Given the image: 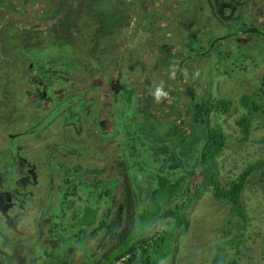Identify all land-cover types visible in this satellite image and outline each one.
<instances>
[{
  "label": "rangeland",
  "instance_id": "rangeland-1",
  "mask_svg": "<svg viewBox=\"0 0 264 264\" xmlns=\"http://www.w3.org/2000/svg\"><path fill=\"white\" fill-rule=\"evenodd\" d=\"M216 1L176 0L179 15L174 16L173 20L185 23L190 33L192 30L197 35L205 33L206 35L201 36L200 40L195 38L199 42H205L207 35L213 37L212 34L217 29L219 33L215 36L225 33L224 25L228 27L235 25V21L239 18L247 20L251 14H253L251 17L254 21L253 25L264 27V0H226L230 8L234 6V2H239L237 4L239 7L234 13L227 9L220 11L221 6L220 8L215 6ZM159 3L146 6V19L151 20L152 16L156 15L155 22H160V19L166 18L165 26L171 27V16L168 12V15L166 12L162 14L164 18L159 15L160 19L155 13V7H158L155 5ZM209 3L211 6L208 5ZM109 4L111 2L108 0H0V68L6 67L8 73L3 75L0 71V161L4 160L3 156L7 152L5 147L1 146L6 141L4 134L9 135L8 133L11 134L20 128L29 130L36 122L41 123L46 118L39 110V104L35 103L38 102L39 96L27 99L28 91L32 87L23 82L25 73L27 74L26 69L30 68L27 67L30 64L28 63L26 69H21L24 59L28 58L34 62V68L40 70V78L52 79L55 82L52 89L58 96L72 94L76 89H78L76 93L80 94L79 97H75V101L73 98L63 103L60 102L63 97L61 96L58 101L61 103L58 120L52 121L45 130L38 133L35 139H30L29 136L22 140H33L27 153L33 155L36 163L29 161L31 158L28 154L29 160L25 158V161L29 164L20 167L15 180L9 181L10 177L6 169L3 171L5 179L0 183L2 205L0 212L7 211L9 205L15 202V207L12 208L16 212L12 215L14 218L12 222L17 232H23L17 235V239L14 238L13 233L11 234L12 240H16L12 244L13 249L17 252L27 250L30 253L48 254V258L42 264H54L50 261L52 259L54 262H61V252L57 249V254L56 251L48 249L47 245L53 248V233H56V239L60 241L73 236L70 234L71 231H68L70 236L67 234L66 237H61L66 233L64 229L68 227L66 221L74 223L72 225L75 232L74 241L84 235L94 238L97 234V239H93L90 244L91 246L100 244V238L104 233L99 232V228L106 227L110 222L108 212L112 196L109 194L112 189L114 192L121 190L119 185L115 186L113 182L105 181L106 175L114 176L110 168L113 166L116 169L120 163L114 144H111L109 138L101 140L96 133L93 136L96 126L87 125L81 132L77 123L80 115L72 114L79 107L86 114L87 111L97 109L99 115L109 121L108 124L101 125V130L105 134L114 130L116 122L112 109L114 83L108 84L106 88L103 83L98 84L104 90L99 91V89L91 93L92 102L86 103L82 95L91 92L93 84L87 86L88 81H85V75L90 71L78 69L82 57L89 56L91 51L95 54L103 53L110 23L124 22L121 21L122 15L118 11L113 14L110 10L102 11ZM201 6L203 12L199 10ZM233 8H236V5ZM90 9L98 12L90 13ZM191 25L194 27H190ZM171 31L178 36L181 30L174 28ZM179 38H176V46L180 43L182 49L191 39L183 36V39ZM257 38L264 42L263 37L257 36ZM164 43L168 44L170 41L166 40ZM238 43V41L222 42L214 54L215 59L212 56L204 59V61L211 59L213 61L210 62L214 64L211 67L209 83L212 107L209 111L208 126L210 130L220 132L222 136V147L213 155L212 160L217 173L216 186L203 185V177L197 176L190 182L189 190L183 199L173 207L174 215L160 219L147 233L150 237L155 236L154 240L168 234L165 246L162 243L156 246L154 240L144 243L134 241L132 243L136 246L135 258L140 261L135 258L134 260L133 255H127L112 264H218L221 260L264 264V48L263 51L260 49L262 53L257 51L256 59L255 51L261 47L256 46L250 53H245ZM174 44L175 42L168 46L163 44L161 48H172ZM158 46L154 45L153 49L160 48ZM59 47L61 51H58ZM202 47L203 45L194 46L193 49ZM57 52L58 54L53 56ZM171 52L173 53V49ZM34 56L38 57L36 62L33 60ZM173 56L166 60V63L182 59ZM141 64L145 66L153 64L149 51L143 55ZM225 66H227L226 70ZM146 67L148 70L151 69L150 66ZM197 69L194 66L190 70L187 83L178 84L181 90H194L192 80L199 82ZM105 71L104 74L113 75L115 80L120 78L116 70L111 72L105 69ZM45 86L39 81L34 83L36 90H45ZM165 88L173 91L172 85L168 84ZM149 97L146 92L141 95L139 108L146 107ZM43 99L47 100V98ZM87 104L90 110L87 109ZM7 115L9 119L4 121ZM64 120L65 123H70L69 128L61 127ZM180 122L184 123L182 118ZM117 140L116 138L115 144L118 143ZM12 142L14 147H18L14 139ZM98 145L99 148L102 146L104 149L101 151ZM52 149H56V154L46 155L47 151ZM21 151L22 146L18 149L19 153ZM92 153H97L99 156H92ZM208 153H211V149ZM112 156L115 157L111 159ZM95 162H103L109 167V172L101 169L99 167L101 164ZM9 168L11 169V166ZM149 175L151 176L144 174L138 182L149 186L151 180L148 178ZM242 177L245 178L239 189L237 186L241 184ZM153 181L159 185V180L153 178ZM53 183H57L58 188H51ZM219 189L233 190L237 195V202L218 196ZM39 193L42 195L36 197L35 195ZM67 196L69 198H66ZM104 203H108V209ZM159 203L160 201H155L154 205L158 206ZM101 204L104 208L100 206L97 214L94 208L98 209ZM150 204L154 208L151 202ZM150 204L143 206L147 214L148 211L150 214L154 213ZM91 207L93 209L86 212ZM26 219L31 220L32 228L39 219L43 231L47 232L48 236L41 238L45 243L43 248L33 246L31 241L24 237ZM112 223H114L112 228L119 229L117 218H114ZM113 235L116 236V233ZM2 242L0 237V247ZM83 242L87 241L83 239ZM142 249H148L149 253L142 256ZM155 249H158V254L152 255ZM167 253L168 256H165ZM33 255L29 258L30 263L39 264L40 256L32 259ZM84 255L86 256L87 253Z\"/></svg>",
  "mask_w": 264,
  "mask_h": 264
},
{
  "label": "trees",
  "instance_id": "trees-1",
  "mask_svg": "<svg viewBox=\"0 0 264 264\" xmlns=\"http://www.w3.org/2000/svg\"><path fill=\"white\" fill-rule=\"evenodd\" d=\"M58 51H61V47H59ZM57 54L58 52L54 53L53 56H56ZM34 57L35 59L33 60L36 62L38 60V57L37 56ZM87 57L90 58V55ZM45 60L49 61V59H45ZM28 63L30 64L27 65ZM83 63L84 62H82L81 64L79 63L78 69H83ZM89 63L95 69L101 67V64L100 65L97 64L95 60L89 59ZM22 65L23 66L21 67V69L22 68L26 69L28 66H30L29 69H26L27 78L25 79L28 80L29 83L28 86H31L32 88L31 90L29 89L27 97L39 96V98H37L40 100V101L38 100L39 103L38 107H41L40 111L43 112V114L46 117L45 119L49 121V124L52 121L58 120L57 116L59 115V113H61V103L65 102L69 97L73 99L74 95H71L69 97L65 96L61 99V96H58L52 89L53 86L55 85V82L52 79L43 80L42 78H40L41 76L40 70L34 68V62L26 58L24 59ZM1 73L3 75L8 74L7 72L5 74V67H2ZM37 81L41 82V84L44 86L46 85L45 90L44 89L36 90L34 88V83ZM42 97L47 98V100L44 99V101L46 102L49 101L47 103V106H45L47 107L45 109H43L42 104H40L41 102L40 98ZM59 99H61L60 101L61 103L58 102ZM85 102L89 103L92 101L87 100ZM128 104H129L128 109H125L123 111L121 110V112L117 110V108L119 107L118 104L115 105V107L117 108L114 115L117 116V121L114 131L113 132L110 131L111 132L110 134L109 132L105 134L101 130V124L109 123V121L102 118V116H100L96 110H90V106H88V104L86 107L90 111H87V114L82 112L81 107L75 110V112L80 115L79 121H77L80 127V131L83 128H85L83 124L84 121L88 123L90 122L91 124H94L97 127V129L92 133L93 136H95V133L97 132L96 133L98 135L97 137L100 138L101 140H103L104 138L105 139L109 138V140H111V144H114V147L117 150H119V158L121 163L117 165V169L119 171L123 167L125 169L123 176H121L120 174L116 175L115 180H112V182L116 186V184L120 182V178L121 177L123 178L124 183L126 184L125 190L128 196L127 198L131 199L130 200L131 203L129 202L130 203L129 205L131 207H129L128 205L125 207V209L126 212L127 211L130 212L131 209H133L134 211L133 216L125 220V225L127 228L124 226L122 228L125 229L127 232L126 235H124L123 241H125L124 239H126L129 242L135 239L134 235L132 234L134 229H137L139 230V232H141L139 234L143 236L139 240V243L140 242L144 243L154 240L155 236L150 237L147 233L149 232V230H151L152 227H154L157 224V222L160 221V219H166L174 215L173 207H175V205L180 200L183 199V196L189 190L190 182L194 179V178L192 179V177L202 176L204 181L203 185L213 184L216 186L217 173H216V167L215 165H213L212 160H213V155L217 151H219L222 147V143H221L222 136L220 132L210 130L208 126V122L205 120L206 118L204 120H200L199 118L195 117L191 119V121H186L187 123L185 122L187 126L191 128L190 131L191 134L189 133L188 135L189 138L185 139L184 141L183 140L179 141L178 143L174 142L172 140V137H175V133H171L172 132L171 128L176 127L177 124L176 118L178 116L175 113V109L172 111V113L171 112L167 113L166 120L162 124H155L152 117L148 115L146 117V121L143 119H137L135 121H132L131 117L133 118L135 117L136 111H138L139 107H138V103H136L135 101L132 103L128 102ZM49 112H51L50 115ZM55 117L56 119H54ZM65 121L66 120L62 121L61 127L69 128L71 126L70 123L68 122L65 123ZM48 125L46 126V128L48 127ZM115 137L118 139L117 144H115ZM24 139L25 138H23L22 140ZM39 139L40 138H38V140ZM12 140L13 138L11 139L9 138L7 142L8 151L10 148L13 150L16 148L13 146L14 144ZM22 140H20L17 143V146L19 144L20 146L22 145L21 143ZM210 149H211V153L209 154L208 150ZM14 157H15L14 155L5 156L6 159L4 158V160H6L9 164L11 163L10 166H12L13 160H15L13 159ZM13 168L16 169V166H14ZM20 169L18 170V172L20 171ZM111 169H115V168L112 166ZM15 174L16 173L11 174V176L10 174H8L10 177L9 181L15 180V176H14ZM144 174L145 175L151 174V176L150 175L148 176V178L151 179L149 180V184H150L149 186L147 184L146 185L143 184L142 182L140 183L138 182ZM153 178H156L157 181L159 180V185L158 183L157 184L154 183ZM244 178L245 177H242L240 179L241 184L237 186L239 189L241 188ZM175 181L176 184H174ZM128 182L129 184L127 185ZM217 193L219 194L218 196L224 199H229L232 202H237V195L233 192V190L227 191V190L219 189ZM163 195L168 200H169L168 198L169 196H173V198L170 199V201L167 203H163L162 201L161 203H159V205L157 206L158 209L157 210L155 209L153 214L150 213L147 214L143 206L147 203L150 204L151 202L154 207L155 206L154 203L157 200V198H158L157 201H161L162 200L161 197ZM69 196H67L66 198H69ZM150 207L152 209L151 204ZM91 223L93 224L94 221L92 220ZM73 224L74 223L72 221H68V222L66 221V225L68 227L64 229L66 233H63V235L61 236L62 238L64 236L66 237L68 231H73L71 230L74 227L72 226ZM134 224H135V228L133 229ZM76 226L77 225H75V227ZM167 236L169 235L167 234ZM167 236L163 235L159 237L158 240H154L156 241L155 242L156 246H158L159 243H162L163 246H165V242L166 240H168ZM68 239H66V242L64 241V244H61V248L63 250H65L69 246ZM103 243H105V241ZM167 249H169L168 246ZM135 251H136V246L133 243L129 247L127 246L124 250L120 249L118 252L115 253L116 256L115 255L114 256L118 257L117 259H119L127 255L130 256L133 255V259H134L136 255ZM148 253H149L148 249H142L141 252L142 256L147 255ZM62 254L63 253H61V255ZM157 254H158V249H155L152 255H157ZM165 256H168V253L165 254ZM63 258L64 256L62 257V259ZM65 263H67V261L61 262V264H65ZM218 264H246V263L237 260H233V261L221 260L218 261Z\"/></svg>",
  "mask_w": 264,
  "mask_h": 264
},
{
  "label": "crops",
  "instance_id": "crops-1",
  "mask_svg": "<svg viewBox=\"0 0 264 264\" xmlns=\"http://www.w3.org/2000/svg\"><path fill=\"white\" fill-rule=\"evenodd\" d=\"M108 1H110L111 4H109L108 6L103 8L102 11L109 12V10H110V12L112 14L115 11H118V12L119 11H125V9H126L125 6L128 3L126 1H124L123 5H122V4L117 2L118 0H108ZM135 1H138V0H135ZM159 2L161 4H164L163 2L169 3V4H167L168 9L166 11H164L163 9H160L159 15L165 14V12L167 14V12L170 10L175 11L173 16L179 15V9H177V7H175L173 0H161ZM175 3H177V2L175 1ZM140 4L141 3H137L136 9L131 8L130 10H127L126 13L122 16V18L124 17L125 24H126L124 27L125 32L126 33L129 32L128 35L135 33V35H134L135 38H134V41L132 42L133 46L130 48L128 46L127 49H123L120 52L119 57H117V54L119 53L120 48L115 46L113 48V51H115L114 57L111 58V60H108V62L113 67V69H116L118 76H120V78H119L120 80L118 79L117 81H119L121 83V85L118 83L115 84L114 88H113L115 96H114V100H113L112 109H113L114 113H115L116 108H117V107H115V105L118 104L119 107L117 108V110H119L121 112V110L123 111L125 109H128V106H129L128 102L132 103L135 101L136 103L140 104L141 95L145 92L147 94H149L151 88L157 87V89H158V87H159L160 90H162L163 88L165 89V87L169 84V80L166 79V77H167L166 74L164 76L162 74H159L154 79L152 77L153 70L164 71L163 68L166 64V60H169L173 56V54H171V53L168 54L166 51H164L165 49L163 50L161 48V46L163 44L168 46V44L176 42V38H178V37H180L179 39H183L184 37L191 38L188 43L183 45V49H181V44L179 43V49L181 50L182 53L179 55L174 54L179 59V57H182L183 52H186L185 50L188 49V47H187L188 45L191 48H193L194 46L203 45V48H195L194 49V50H202L208 45V42H209L208 40H210V38H212L211 36L207 35L206 36L207 39L205 42L204 41L199 42L198 40H200V37L203 35L205 36L206 34L202 33L201 35H197L195 32H193L192 29H191L192 30L191 31L192 34H191L186 25L185 26L180 25L181 24L180 21L179 22L178 21L177 22L172 21L171 27H173V28H171L169 26H168V28H166V26L164 27L158 23L157 24L154 23V24L150 25V27H148L146 24H143L139 28V26H140L139 18H140L141 12L139 11L138 7ZM89 12L90 13H96L98 11L94 10V9H90ZM152 17H153L152 19H154V16H152ZM251 17H253V16H250L249 18H247V20H244V18H242V17L239 18V20L235 21V23H234L235 25H233L231 28L237 29L239 27L253 25V20L251 19ZM115 23H116L115 21H112L110 23V27L113 28ZM117 26H120V25H117ZM190 27H194V26L191 25ZM174 28L181 30L179 32L180 34H178V36L175 35L171 31ZM217 33H219L218 29L215 32H213L212 36L214 37ZM182 36H183V38H182ZM253 37H255V36L244 38V40H241L238 44H240L239 45L240 49L242 51H244L245 53H250V51L253 48L255 49L256 46L261 47L255 51L254 56L257 59V56H258L257 51L259 53H262L261 50L263 51L264 42L262 40L258 39L257 37H255V38H253ZM195 38H198V40H195ZM166 40L170 41V43H168V44L164 43V41H166ZM202 40H204V39H202ZM123 43H120V44L123 45ZM198 43H201V44H198ZM111 44H112V42H110L107 39L106 45H111ZM113 44H115L114 41H113ZM152 44L157 45V46L160 44V46H158L160 48L157 49L155 47L156 49H153L154 45L152 47H150ZM238 44H237V46H238ZM180 50H179V52H180ZM148 51H149V56H152V59H153V64L146 65V66L151 67V69H149V70L147 69L145 64H141L142 57H139L140 55H144L145 52H148ZM163 53H165V55H163ZM209 56H212L213 59H215L214 55H209ZM206 57H208V56H206ZM206 57L202 58L197 65V68H198L197 70L199 71V82H197L196 80H192V87L194 89L192 91V93L196 96V98H198V97L200 98L201 102L203 103V105L206 108L205 113L209 114V111L212 107L211 100H210V94H209V83H210L211 70H212L211 67H213L214 64L212 62H210V61H213L211 59L210 60L207 59V61H204V59L206 60ZM197 61H199V60H197ZM255 63H256V61H255ZM100 64H102V63H100ZM227 66H229V64ZM227 66H225V70L227 69ZM92 68L95 69L93 66H92ZM205 70H207L206 73H205ZM6 75H8V74H6ZM203 75H204V80H202ZM224 76H226V75H224ZM25 78H27V74L24 76L23 82L28 85L29 84L28 80ZM149 78H151V81L150 80L149 81L151 82L152 85L147 86L146 83L144 84L143 82ZM195 79H196V77H195ZM29 98H30V96L27 97L28 100H29ZM198 103H200V102L198 101ZM6 119H9V115H7L5 117V119H3V120L5 121ZM39 123H40V121L36 122L32 127L36 126ZM32 127H30L29 130H26V129L22 130V128L16 129L15 132L11 133V137H9V138L11 139L13 136H15L17 134L26 133V132L30 131ZM89 132H91V131H89ZM35 137H33V138L31 137L30 139H35ZM30 139H26L25 141H22L23 142L21 145L22 151L20 153L18 152L20 145H18V147H16L14 150H12V151L10 150V151L6 152L5 156L14 155L15 157L13 159H15V160L12 159L13 165L11 166V169L9 168L10 165L6 160L0 161V180H1L0 183H2V181L5 179L3 176L4 170L8 169L7 175L10 174V176H11V174H14V173L17 174V172L20 169L22 164H23V166L26 165L27 162L25 161V158L27 160H29L28 154L30 155V152L27 153V151L31 147V146H29L30 142L32 143V141H33ZM99 146L100 145H98L97 147L99 148ZM99 149H101V151H102L104 148L101 146ZM116 152H117L116 156L119 158V150L116 149ZM55 154H56V149H52L51 152H50V150H48L46 155H55ZM99 154H101V153H99ZM91 155L92 156H99V155H97V153H92ZM5 156H3V157L5 158ZM29 157L31 158L29 161L35 162L33 159V155H30ZM110 158L112 159L113 156ZM119 160H120V158H119ZM120 163H121V161H120ZM27 164H29V163H27ZM95 164H101V165H99V167L101 169H106L107 173L109 172V167L107 165L103 164V162H95ZM14 166H16V169L13 168ZM124 169L125 168L123 167L119 171L117 168L116 169L110 168V171L114 172V176H112L111 174L106 175L105 181L107 183L112 182V180H115L116 175H118V174L123 176ZM117 171H118V173H117ZM7 179H8V177H7ZM116 180H118V179H116ZM123 183H124V180L121 177L120 182L118 184H116V185H119L121 187V190L118 192H114L112 189L110 194H109L112 196V203H110V208H109V212H108V214H109L108 221H110V222L107 224L108 227L107 226L104 227L105 228L104 232H103L104 228L101 229L102 234L103 233L106 234L108 236V238H111L112 236H114L113 233H119V235L121 234L123 224L127 218V212H126L125 207L129 204L130 201H128L129 198H127L128 196H127V193L125 190L126 188H125V185ZM52 187L58 188V184L53 183V186L51 184V188ZM112 188H114L113 185H112ZM41 195L42 194L39 193L35 196L38 197ZM102 200H103V198H102ZM104 204L106 206V209H108L107 208L108 203H104ZM1 206L2 205H1V201H0V207ZM100 206H102L104 208L103 204L99 205L98 209L94 208V211L97 214L100 210ZM12 207H15V202L13 204L9 205V208L7 211L3 210L0 212V228L2 229V230H0V237L2 238V241H3L2 245L0 247V264H35V263H30L31 261L29 260L30 256L33 254L34 255H33L32 259L38 258L40 256L41 262L39 261L40 262L39 264H42V262L48 258L47 257L48 254L45 255L42 252L30 253L27 250H24V251L20 250L19 252H17V250L13 249L12 244L15 243L16 240H14V241L12 240L11 234L13 233L14 238L17 239V235L23 234V232H20V233L17 232L16 227L12 222L14 220L12 215L16 212L15 209ZM4 214H7V215L5 216ZM114 218L118 219L119 229L112 228V224H114V223H112ZM96 219H97V216H96ZM30 221H31L30 219H26L25 226H24V230H26V236H24V237L28 238L31 241V244L33 246L43 248L45 243H44V241H42L41 238L44 236H48V235H46L47 232L45 230L43 231V227L40 226L39 219L33 228H32V224H30ZM4 223H6V226H4ZM53 236H54L53 248L49 244L47 245V248L54 251V252L56 251V253H57V249L59 252H61L60 246H61V244H64V240L60 241V239H56V233H53ZM8 240H10V242ZM52 261H53V259H52ZM59 263L61 264V262H59Z\"/></svg>",
  "mask_w": 264,
  "mask_h": 264
},
{
  "label": "flooded vegetation",
  "instance_id": "flooded-vegetation-1",
  "mask_svg": "<svg viewBox=\"0 0 264 264\" xmlns=\"http://www.w3.org/2000/svg\"><path fill=\"white\" fill-rule=\"evenodd\" d=\"M124 1H126L128 3L125 6L126 7L125 11H119V13L122 16L126 13L127 10H130L131 8L132 9H136L137 3H141L139 5V7H138L139 8V11L141 12L140 13V18H139V20H140V22H139L140 23L139 28L143 24H146L148 27H150V25H152L154 23H156V24L158 23V24H160V25H162V26L165 27V24L167 22V19L164 18L163 15H160V16H162V18H164V19H160L159 14H160V9H163V10L165 9V11L168 9V7H167L166 4H169V3L163 2L164 4H161V3H159V1H161V0H159V1L153 0V3H155V2H158L159 3V5L158 4L155 5V6H158V7H155V13L158 14V17L161 20V21L159 20L160 22H155L156 21V18H157L156 15H154V19H151V20L150 19L147 20L146 19V16H145V10L147 8L146 6L149 5V4H152V0H138V1H135V0H118L117 2L123 5V2ZM175 1L176 0H173V2L175 4V7H177V3H175ZM216 2H217V4L215 6H218L219 8L221 6V8L219 9L220 11H222L221 9H227V10H232L233 13H234L235 10H237L238 7H239V6H237V4L239 2L238 3H235L234 2V6L236 5V8H233L234 6L231 7V8L229 6H227L229 4L226 3V0H217ZM152 5H154V4H152ZM162 5L166 6V8L165 7L163 8ZM208 5L211 6V3H209ZM199 10H201V12H203L204 9L201 6ZM168 13L171 16V22L172 21H176V20H173V17H174L173 15H174L175 11L170 10V11H168ZM56 14H57V12L53 15V17ZM175 16H177V15H175ZM122 21H124V22L116 21V25H114L113 28H111L109 26L108 40L110 42H112V44L111 45H106V38H105V41H104L105 42V46L103 45V53H97V54H95L94 52L91 51L90 58L87 57V56H84L81 59L82 62H84L83 63V69L90 71L89 72L90 74L88 73V74L85 75L86 76L85 81H88L87 86L93 84L92 88L90 89L91 92H89L88 94L82 96V97H85L84 98L85 101H87V100H91L92 101V98L90 96L91 93L97 92V90H99V89H100L99 91L104 90V89H102V87L100 85H98L100 83H103V86H105V88L108 86V84L110 85L111 83H114L112 85V88H114V85L117 84V83L121 85V83L119 81L113 79V77H112L113 75L109 76V75L104 74V72H106L105 69H107V70H109L111 72L113 70H116V69H113V67L111 66V64L108 62V60H111V58L114 57L115 51H113V48L115 46H117V47L120 48V51L117 54V57H119L120 52L123 49H127L128 46H129V48L133 46L132 42L134 41V38H135L134 35H135V33L128 35L129 32L126 33L125 30H124V27L126 25L125 24L124 17L122 18ZM197 24H199V23H197ZM117 25H120V26H117ZM181 25L182 26H185L186 24L183 23V22H181ZM232 26H229V27L228 26H225V25H224V27L222 26L223 27V32L227 33V32H230L232 30H235L236 28H231ZM166 28H168V26H166ZM248 37H252V36H248ZM255 37H257V36H255ZM244 38H247V37L231 38V39L225 40L224 42H226V41L227 42H234V41L240 42L241 40H244ZM212 39H213V37L210 39V41ZM113 41L115 42V44H113ZM120 43H123V45L120 44ZM220 44H218L215 47V49L212 51V53H210L209 55H214L215 52H216V50H217V48H218V46ZM174 46L176 47V49H174ZM174 46L172 48H168V49L163 47V49H165L168 54L169 53H171L173 55L174 54H178V55L181 54L182 52L179 49V46H176V42H175ZM86 47H87V45H86ZM207 47H205L202 50H195V51H194L193 48L188 47V49L185 50L186 52H183L182 59L183 58H186L187 56L193 55L196 52L206 50ZM172 49H173V53L171 52ZM179 50H180V52H179ZM0 52H1V47H0ZM209 55H207V56H209ZM139 57H143V55H140ZM173 57H176V56L174 55ZM204 57H206V56H204ZM204 57H197V58H192V59L188 60L184 64V66L182 67V71H181L180 77H179V80L180 81H178L177 83H183V84L187 83V81H188L187 75L190 74V70H192L194 66L197 67V65L200 62V60L202 58H204ZM95 58H96V61L95 62L97 64L100 65V63H102L101 64V67L100 68H97V69H93L92 66L91 67L90 66L88 67V65H91L89 63V59H92V60L94 59L95 60ZM86 60H87V62H85ZM197 60H199V61H197ZM181 62H182V60L177 61V62L168 61L165 64L164 68H163L164 71H162V70L161 71L160 70L159 71H155L154 70L152 72L153 79L156 76H158L159 74H162L163 76L166 74L167 75L166 79L169 80V85H172L173 91L172 92L171 91H168L166 88L165 89L163 88L162 90H160L159 87H158V89H157V87L151 88L150 89V92H149V96L150 97H149V99L147 101L146 107L139 108L138 111H136L135 117L134 118L131 117L132 118V121H135L137 119H143V120L146 121V117L148 115V116L152 117V119L155 122V124H162L166 120L167 113H170V112L172 113V111L175 109V113L178 116L176 118V123L177 124H176V127L171 128V130H172L171 133H175V137H172V140L174 142H177V143L179 141H182V140L184 141L185 139L189 138L188 135H189V133L191 131V128L187 126V124H186L187 122L186 121H191V119L197 117L200 120H204L206 118L205 120L208 122V116H209V114H206L205 113L206 108L203 105V103L201 102V100H200L199 97L196 98V96L192 93V91H190L188 89H186V90L185 89H182L181 90V87L178 84L175 85L176 72L178 71ZM0 71H2V68H0ZM6 72H7V68L5 67V74H6ZM149 80L151 81V78L146 79L143 83L144 84L146 83L147 86L148 85H152ZM94 83H95V85H94ZM94 86H96V87H94ZM157 90H159V91H157ZM76 92H78V89H76L75 91H73L72 94H68V93L67 94H64V95L61 94V96H63V97H65V96L69 97L71 95H74V101H75V97H79V95H80V94L78 95V93H76ZM190 92H191V94H190ZM112 93L115 96V93H114L113 90H112ZM43 98L44 97H42L40 99H41V102H42L41 103L42 104V108L45 109V108H47L45 106H47V103L49 101L46 102V101H44ZM70 100H71V98L69 97V98H67L66 101H70ZM197 100L200 103H198ZM35 103H38V102L35 101ZM138 107H139V104H138ZM40 109H41V107H40ZM77 109H79V108H76L75 110H77ZM75 110H74L73 113L74 114H77L75 112ZM50 114H51V112H49V115ZM115 118L117 120V116H115ZM181 118H182V121L184 123L186 122L185 124L182 123V122H180L181 121ZM45 120L46 119H44V121ZM39 124H37L36 126H38ZM83 124H84L85 127L87 125H92L90 122L88 123L86 121H84ZM105 124H108V123H105ZM102 125H104V124H102ZM115 125H116V122H115ZM45 129H46V126H45V128L43 130H45ZM114 129H115V127H114ZM43 130H41L40 132H42ZM87 130H89V129H87ZM81 132H83V130H81ZM107 132H109V134H110L112 131L111 132L110 131H107ZM0 134H1V131H0ZM8 134L9 135H5L4 134V137H6V141H5L4 145H1V146H4L7 151H8V148H7L8 143L7 142L9 140V137H11V134L10 133H8ZM19 135H21V134H17L15 136H13L12 138L15 140V138L17 136H19ZM37 135H38V133L37 134H34V135H31V137H35ZM115 139H116V137H115ZM10 150H13V149L10 148L9 151ZM0 154H1V150H0ZM21 166H23V164ZM193 178L195 179L196 177H192V179ZM174 184H176V181L174 182ZM162 197H163V199L160 201V203L162 201H163V203H167V202L170 201V199L173 198V196H169L168 197L169 200L166 199V198L164 200V197L165 196L163 195ZM130 200L131 199L129 198L128 201H130ZM160 206H162V205H160ZM129 207H131V206L129 205ZM91 209H92V207L89 208L86 212L90 211ZM152 209H154V211H155V209L157 210L156 204H155L154 208H152ZM145 212H147V211H145ZM148 212L150 213V211H148ZM133 213H134L133 209H131L130 212L127 211V218H126V220L128 218H130L131 216H133ZM123 226L126 227L125 222H124ZM134 228H135V224L133 226V229ZM101 229H103V228L102 227L99 228V232H101ZM71 230H73V229H71ZM104 230L105 229H103V232H104ZM126 233H127L126 230L125 229H122L120 235H119V233H116V236H114V237L112 236L111 238H108V236L106 234H104V236H102L100 238L101 239L100 244H94V246L93 245L91 246L90 243L93 241V239H97V234L95 235L94 238H92L91 236L88 237L87 235L86 236L84 235V236L81 237V239H77L79 241H77V240L74 241L75 232L71 231L70 234H72L73 236L71 235L72 237L68 239L69 240V246L65 250H62L61 251V253H63L61 255V262H66L67 261V263H65V264H112L118 258V257H115L116 256L115 255L116 252H118L120 249L121 250H124V247L125 248L127 246L129 247L131 244H133L132 242L139 241L143 237L142 235L139 234V233H141V232H139V230L134 229L132 235H134L135 239H133V240H131L129 242L126 239H124L125 241H123L124 235H126ZM70 234H68V235L70 236ZM83 239L86 240L87 242L84 243L83 242ZM63 240L66 242V238L63 239ZM103 240L105 241V243H103L104 242ZM86 253H87L88 256L87 255L86 256L84 255ZM63 256H64V258L62 259ZM52 263H54V264H60L59 262H56L55 263L54 261H52Z\"/></svg>",
  "mask_w": 264,
  "mask_h": 264
},
{
  "label": "water",
  "instance_id": "water-1",
  "mask_svg": "<svg viewBox=\"0 0 264 264\" xmlns=\"http://www.w3.org/2000/svg\"><path fill=\"white\" fill-rule=\"evenodd\" d=\"M250 16H253V14H251ZM248 36H259V37H263L264 38V27L262 25H255V24L254 25H250V26H243V27H239V28H237L235 30H232L230 32L223 33V34H219V35L215 36L209 42V45H208V47H207L206 50L196 52L193 55H190V56H187L186 58L181 59L182 62L180 63V66H179L178 71L176 72L175 85L179 84L177 82L180 81L179 80V77H180V73L182 71V67L184 66V64L188 60H190L192 58L204 57V56L209 55L210 53H212V51L215 49V47L218 44L224 42L227 39H231V38H241V37H248ZM48 124H49V121L46 119L45 121H43L42 123H40L38 126L34 127L31 131L26 132L24 134H21V135L17 136L15 138V143L17 144L23 138H26V137H29L31 135H34V134L39 133ZM92 125L95 126L94 124H92ZM124 249H125V247H124Z\"/></svg>",
  "mask_w": 264,
  "mask_h": 264
},
{
  "label": "clouds",
  "instance_id": "clouds-1",
  "mask_svg": "<svg viewBox=\"0 0 264 264\" xmlns=\"http://www.w3.org/2000/svg\"><path fill=\"white\" fill-rule=\"evenodd\" d=\"M157 91H159V90H157Z\"/></svg>",
  "mask_w": 264,
  "mask_h": 264
}]
</instances>
